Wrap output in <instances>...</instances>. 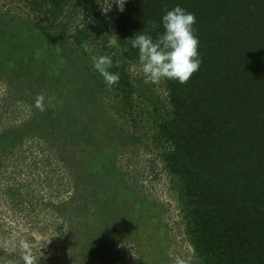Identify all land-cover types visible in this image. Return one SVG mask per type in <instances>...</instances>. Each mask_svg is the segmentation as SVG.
Instances as JSON below:
<instances>
[{"label": "rangeland", "instance_id": "1", "mask_svg": "<svg viewBox=\"0 0 264 264\" xmlns=\"http://www.w3.org/2000/svg\"><path fill=\"white\" fill-rule=\"evenodd\" d=\"M85 1L43 5L52 18L70 14L54 38L49 30L61 23L26 0H0L2 13L16 16L8 25L16 34L0 33V264H24L26 252L34 264H196L152 142L154 128L171 115L166 80L146 82L139 60L128 62L129 106L124 91L106 85L93 57L116 54L111 29L121 11L114 0ZM98 21L100 36L84 53L71 37ZM43 31L44 40L31 36ZM64 48H76L73 57ZM39 96L54 104L55 121L43 123L52 134L35 121ZM62 109L76 112L72 125L58 120ZM103 217L110 222L94 225Z\"/></svg>", "mask_w": 264, "mask_h": 264}, {"label": "trees", "instance_id": "2", "mask_svg": "<svg viewBox=\"0 0 264 264\" xmlns=\"http://www.w3.org/2000/svg\"><path fill=\"white\" fill-rule=\"evenodd\" d=\"M26 1L61 23L49 31L54 38L63 36L58 32L63 33L70 14L52 18V10L43 6L52 1V8L61 7L59 0ZM78 1L85 5V0ZM177 5L195 14L202 63L184 84L166 80L171 115L154 128V150L170 174L196 264H264V0H134L112 25L116 54L109 55L114 64L110 71L119 72L120 79L111 88L124 91L128 106L132 104L126 66L138 54L127 39L140 32L155 39L163 32L165 11ZM81 8L75 4L72 14ZM15 19V13L0 10V33L16 34L8 26ZM98 25L76 31L72 43L84 53L93 51L84 46L100 36ZM31 36L40 41L49 35L43 31ZM76 48L71 53L64 49L73 57ZM53 112L50 98L35 119L42 130L44 122L51 126L55 121ZM60 113V123L73 124L76 112ZM47 128V134L56 132ZM100 222L110 219L103 217L94 225Z\"/></svg>", "mask_w": 264, "mask_h": 264}, {"label": "clouds", "instance_id": "3", "mask_svg": "<svg viewBox=\"0 0 264 264\" xmlns=\"http://www.w3.org/2000/svg\"><path fill=\"white\" fill-rule=\"evenodd\" d=\"M114 2L119 11L123 12L127 0H114ZM102 10L106 14L111 10V4L107 11L104 8ZM195 23V14L177 5L165 11L161 18L163 32L159 33L155 39L145 32L136 33L127 39L131 48L137 50L146 82L158 83L161 80H172L184 84L199 70L202 61L198 51L199 40L193 27ZM111 43L115 44L116 41L113 40ZM113 66L111 56L93 57V68L103 77L108 86L117 84L120 79L119 72L110 71ZM35 107L42 112L45 110L44 96L36 98ZM23 261L24 264H34L33 256L27 252L23 256Z\"/></svg>", "mask_w": 264, "mask_h": 264}]
</instances>
